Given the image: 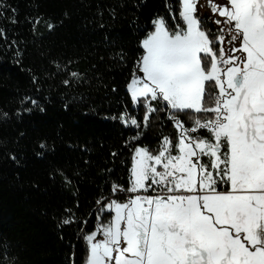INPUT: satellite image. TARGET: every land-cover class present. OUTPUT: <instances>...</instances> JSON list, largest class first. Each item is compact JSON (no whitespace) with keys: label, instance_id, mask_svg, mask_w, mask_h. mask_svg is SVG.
<instances>
[{"label":"trees","instance_id":"1","mask_svg":"<svg viewBox=\"0 0 264 264\" xmlns=\"http://www.w3.org/2000/svg\"><path fill=\"white\" fill-rule=\"evenodd\" d=\"M0 4V264H85L83 236L113 215L102 206L130 198L126 191L113 194L112 186L129 187L134 148L156 154L164 136L178 142L167 109L152 113L144 127L146 108L143 103L133 108L127 85L153 19L171 24L179 5L177 0ZM209 17L205 14L204 24L218 35L220 26ZM121 116L135 117L140 127L126 126ZM177 116L191 128L190 116L203 120L212 114Z\"/></svg>","mask_w":264,"mask_h":264},{"label":"snow or ice","instance_id":"2","mask_svg":"<svg viewBox=\"0 0 264 264\" xmlns=\"http://www.w3.org/2000/svg\"><path fill=\"white\" fill-rule=\"evenodd\" d=\"M177 2L171 24L153 19L140 41L127 88L146 108L144 127L169 110L178 142L164 136L156 154L136 147L129 187L112 186L113 194L161 192L102 206L114 215L83 236L85 264H264V0H207L209 19L222 18L214 19L218 35L199 14L201 0ZM181 112L212 116H190L185 128ZM120 119L140 127L135 117ZM201 129L209 135H190Z\"/></svg>","mask_w":264,"mask_h":264},{"label":"rangeland","instance_id":"3","mask_svg":"<svg viewBox=\"0 0 264 264\" xmlns=\"http://www.w3.org/2000/svg\"><path fill=\"white\" fill-rule=\"evenodd\" d=\"M201 3L202 4H204V8H201V9H199V14H209V15H211L212 16V13L210 12V9H208V7H207V0H201ZM214 19H222V18H220L218 15L217 16H215L214 17ZM226 36H227V34H225ZM225 47H229L228 45H225ZM137 75H138V71H137V73H136ZM143 75V74H142ZM127 90H128V88H127ZM128 93H129V91H128ZM129 95H130V98H131V94L129 93ZM132 100V99H131ZM132 104H133V101H132ZM137 107H138V104H136V105H134L133 104V108L134 109H137ZM126 119L128 118V117H125ZM125 124V123H124ZM127 126H130V127H135V126H132L131 124H128ZM136 148V147H135ZM134 148V149H135ZM134 154V150L132 151V155ZM157 168H158V170H160V171H163V169H162V167L160 166V165H157ZM153 189H155V190H153ZM159 192H161V189H160V187L158 186V185H152V188H150L149 190H148V192H144L142 189L138 192V193H135V194H133V193H128L129 194V196L130 197H132L133 195H136V194H140V195H143V194H147V193H156V194H158ZM129 199V198H128ZM113 215H114V212H113ZM97 239H103V236L101 235V234H98V236H97Z\"/></svg>","mask_w":264,"mask_h":264},{"label":"built area","instance_id":"4","mask_svg":"<svg viewBox=\"0 0 264 264\" xmlns=\"http://www.w3.org/2000/svg\"><path fill=\"white\" fill-rule=\"evenodd\" d=\"M140 195V194H139ZM143 195H152V196H155L157 195L156 193H147V194H143Z\"/></svg>","mask_w":264,"mask_h":264},{"label":"water","instance_id":"5","mask_svg":"<svg viewBox=\"0 0 264 264\" xmlns=\"http://www.w3.org/2000/svg\"><path fill=\"white\" fill-rule=\"evenodd\" d=\"M138 75H139V76H142V73H139V72H138Z\"/></svg>","mask_w":264,"mask_h":264}]
</instances>
